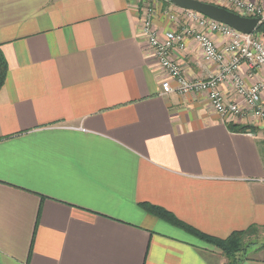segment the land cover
I'll list each match as a JSON object with an SVG mask.
<instances>
[{"label":"crops","instance_id":"obj_1","mask_svg":"<svg viewBox=\"0 0 264 264\" xmlns=\"http://www.w3.org/2000/svg\"><path fill=\"white\" fill-rule=\"evenodd\" d=\"M144 4L0 0V264H225L143 204L218 239L264 229V118L227 123L206 93L162 95ZM170 7H157L160 37ZM172 52L190 81L218 72L193 41ZM237 74L246 86L260 76L245 63ZM220 89L238 101L229 80ZM242 253L239 264H264V249Z\"/></svg>","mask_w":264,"mask_h":264},{"label":"built area","instance_id":"obj_2","mask_svg":"<svg viewBox=\"0 0 264 264\" xmlns=\"http://www.w3.org/2000/svg\"><path fill=\"white\" fill-rule=\"evenodd\" d=\"M221 6L240 17L257 18L264 23V9L250 0H220ZM141 9L142 35L148 42L153 58L167 75L161 84L162 95L177 93H206L213 110L230 123L234 119L243 120L247 115L255 119L264 118V106L261 100L264 95V42L253 34H241L235 29L193 11L174 7L168 0H144ZM171 6L173 11L165 9L173 26L163 37L153 27V19L158 6ZM168 9V8H167ZM224 38L222 47H217L212 36ZM193 41L203 56V60L218 66V72L209 75L205 80L190 81L184 77L182 67L172 58V51H183L186 42ZM246 64L248 75L258 72L256 82L246 86L237 74L239 66ZM229 80L238 97V101L224 100L220 85ZM174 83V86H172Z\"/></svg>","mask_w":264,"mask_h":264},{"label":"trees","instance_id":"obj_3","mask_svg":"<svg viewBox=\"0 0 264 264\" xmlns=\"http://www.w3.org/2000/svg\"><path fill=\"white\" fill-rule=\"evenodd\" d=\"M221 7H223V6H221ZM223 8H225V7H223ZM255 34L264 36V23L259 24L257 26L253 35H255ZM6 76H7V62H6V59H4L3 53L1 52V49H0V90L4 86L3 84H4V81L6 79ZM227 126H228L229 130L232 132H234V131L235 132H246L247 130L252 131V129H255V128H251L250 126L244 127V126H239V125H235V124L234 125L228 124ZM141 206L147 212L152 214L154 217L159 218L160 220H164L165 222H167L171 226L177 227V228L183 230L184 232H186L187 234L189 233L190 235H192L196 239L209 244L213 248L215 247L217 250L220 251L221 254H223V256L226 259L227 264H235V263L239 264L240 261L242 260V258L237 260L235 258V256L238 255L240 252L244 251L243 250L244 242H243L242 238L249 231H251L252 227L250 229H247L244 231L234 232V233L230 234L228 237H226V239H218L215 237H210L206 234H203L202 232H199V231L191 228L188 225H185L184 223L179 221L177 218L173 217L170 213H168L167 211H165L162 208L160 209L158 207L151 206L149 204L148 205L143 204Z\"/></svg>","mask_w":264,"mask_h":264},{"label":"water","instance_id":"obj_4","mask_svg":"<svg viewBox=\"0 0 264 264\" xmlns=\"http://www.w3.org/2000/svg\"><path fill=\"white\" fill-rule=\"evenodd\" d=\"M174 7L181 8L187 11H193L202 16H206L207 18L227 25L240 32L241 34L250 35L255 32V29L259 25L258 19L255 18H246L240 17L234 12L230 10H226L225 8L210 4L207 2H202L199 0H168Z\"/></svg>","mask_w":264,"mask_h":264},{"label":"rangeland","instance_id":"obj_5","mask_svg":"<svg viewBox=\"0 0 264 264\" xmlns=\"http://www.w3.org/2000/svg\"><path fill=\"white\" fill-rule=\"evenodd\" d=\"M259 39H261L258 35L255 34ZM262 40V39H261ZM263 41V40H262ZM251 231H249L246 235L243 236L242 240L244 242L243 250L249 252L252 250L257 251L264 249V229H258L256 227L251 226ZM228 237V236H227ZM215 248V247H214ZM216 249V248H215ZM217 250V249H216ZM219 251V250H218ZM220 252V251H219ZM221 254V253H220ZM223 255V254H222ZM243 257V253L240 252L235 258L238 260ZM225 258V257H224ZM227 264V262H224ZM236 264V263H235Z\"/></svg>","mask_w":264,"mask_h":264},{"label":"bare ground","instance_id":"obj_6","mask_svg":"<svg viewBox=\"0 0 264 264\" xmlns=\"http://www.w3.org/2000/svg\"><path fill=\"white\" fill-rule=\"evenodd\" d=\"M220 6V5H219Z\"/></svg>","mask_w":264,"mask_h":264}]
</instances>
